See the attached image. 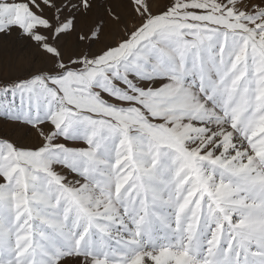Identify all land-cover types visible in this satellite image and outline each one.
Wrapping results in <instances>:
<instances>
[{
	"label": "snow or ice",
	"instance_id": "1",
	"mask_svg": "<svg viewBox=\"0 0 264 264\" xmlns=\"http://www.w3.org/2000/svg\"><path fill=\"white\" fill-rule=\"evenodd\" d=\"M0 264H264V0H0Z\"/></svg>",
	"mask_w": 264,
	"mask_h": 264
},
{
	"label": "rangeland",
	"instance_id": "2",
	"mask_svg": "<svg viewBox=\"0 0 264 264\" xmlns=\"http://www.w3.org/2000/svg\"><path fill=\"white\" fill-rule=\"evenodd\" d=\"M11 46H12V48H13L14 50H16V48H17V44H16V42H15V37L12 38ZM22 48H23V45H22V44L19 45V49L22 50Z\"/></svg>",
	"mask_w": 264,
	"mask_h": 264
}]
</instances>
